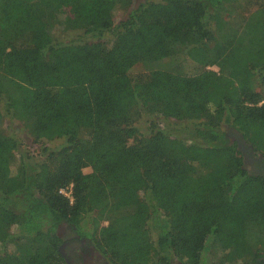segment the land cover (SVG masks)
Instances as JSON below:
<instances>
[{"label": "trees", "instance_id": "obj_1", "mask_svg": "<svg viewBox=\"0 0 264 264\" xmlns=\"http://www.w3.org/2000/svg\"><path fill=\"white\" fill-rule=\"evenodd\" d=\"M133 2L0 0V264H68L63 223L108 264L264 258V173L225 130L264 158V6ZM179 56L198 71L131 72Z\"/></svg>", "mask_w": 264, "mask_h": 264}, {"label": "rangeland", "instance_id": "obj_2", "mask_svg": "<svg viewBox=\"0 0 264 264\" xmlns=\"http://www.w3.org/2000/svg\"><path fill=\"white\" fill-rule=\"evenodd\" d=\"M143 1L144 0H134L133 6L136 7L138 4H140ZM259 6H264V0H236L235 13L246 15L250 11L252 12L256 8H258ZM125 14H126V11L124 9L118 8L114 14L115 22L116 23L119 22ZM54 36H55V40H59V41H70L72 39H75L78 41L80 40L90 41L92 39V37L86 34L83 29H75V28L65 30L61 27H58L57 29L54 30ZM106 39L108 40L109 38H106ZM152 67H162V68H172V69H177L176 67H178L179 70L181 69L180 71L187 73V74H191L193 72L198 71V66L195 64V62H193L192 60L186 59L183 56H179V57L165 59L159 64H155V65L139 63L131 69V72L136 73L139 71L149 70ZM149 122H150L149 117L147 116L142 117L139 123V125L141 126V129L145 131L146 127L149 125ZM5 123L7 125L10 124L8 121H5ZM171 123L175 126H178V128L183 126V125H180V123H177L176 121H171ZM15 124H18L16 128V133L22 139L23 148H26L32 151V149L39 147L38 144L33 142L32 138L25 131H23V128L19 125V123L16 122ZM225 130L228 131L229 136L232 139V141H236L235 137L236 135H238L236 134L237 132L234 129L229 128V127H226ZM48 145L53 146L54 142H49ZM246 166L249 168L248 164ZM13 170L15 171V166L13 167ZM85 171L86 172L90 171V168H86ZM66 231H67V226L64 225V226H61L59 233L63 235V237H65L64 233ZM62 251L65 254L66 252L65 247L62 248ZM89 255H90L89 261H91L94 255H92L91 253ZM175 264H182V263L180 261H175Z\"/></svg>", "mask_w": 264, "mask_h": 264}, {"label": "flooded vegetation", "instance_id": "obj_3", "mask_svg": "<svg viewBox=\"0 0 264 264\" xmlns=\"http://www.w3.org/2000/svg\"><path fill=\"white\" fill-rule=\"evenodd\" d=\"M228 132V131H227ZM238 135H236V141H232V143H236L239 150H241L245 164L249 166V170L255 173H264V158L261 154H257L253 147L249 145L243 136L236 131ZM67 226V231L64 233L63 242L61 245L62 248L65 247V255L68 264H108L107 260L94 248L90 239L86 237H80L76 231L72 229V227L68 223H63L61 226ZM94 255V257L89 261V254ZM251 264H264V258H259L256 262Z\"/></svg>", "mask_w": 264, "mask_h": 264}, {"label": "built area", "instance_id": "obj_4", "mask_svg": "<svg viewBox=\"0 0 264 264\" xmlns=\"http://www.w3.org/2000/svg\"><path fill=\"white\" fill-rule=\"evenodd\" d=\"M39 147L32 149L33 153H36ZM74 184L70 183L60 189V193L66 196L71 202L74 201V194H73Z\"/></svg>", "mask_w": 264, "mask_h": 264}]
</instances>
